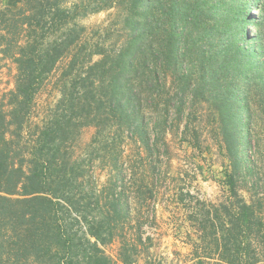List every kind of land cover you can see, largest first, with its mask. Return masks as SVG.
Here are the masks:
<instances>
[{
	"label": "trees",
	"instance_id": "1",
	"mask_svg": "<svg viewBox=\"0 0 264 264\" xmlns=\"http://www.w3.org/2000/svg\"><path fill=\"white\" fill-rule=\"evenodd\" d=\"M260 3L13 0L0 6V53L17 68L10 108L0 109V264H117L102 246L113 241L126 205L114 196L106 212H93L99 200L84 194V174L69 147L88 125L125 121L132 127V81L151 66L170 71L183 91L211 105L229 161L224 174L230 199L199 202V213L189 216L198 231L191 264H264V217L237 189L240 174L250 169L243 163L251 145L252 104L264 105ZM113 6L122 7L129 31L123 47L97 45L82 57L86 27L78 18ZM95 54L101 58L93 60ZM64 57L70 60L60 97L32 136L35 95ZM122 245L120 263L133 264Z\"/></svg>",
	"mask_w": 264,
	"mask_h": 264
},
{
	"label": "rangeland",
	"instance_id": "2",
	"mask_svg": "<svg viewBox=\"0 0 264 264\" xmlns=\"http://www.w3.org/2000/svg\"><path fill=\"white\" fill-rule=\"evenodd\" d=\"M12 2L0 0V6ZM121 8L113 6L78 18L86 27L82 39L87 50L82 57L97 45L110 51L123 47L129 31ZM250 11L259 14L254 7ZM99 58L100 54L93 55V60ZM69 60L61 59L36 93L30 135L60 97ZM16 74L13 59L0 53V109L4 111L10 108L8 93L15 87ZM134 78V125L128 127L124 121L121 126H85L69 151L84 174V194H90L92 202L99 200L92 205L94 213L106 212L114 196L126 205L122 219L115 222L113 241L102 246L106 256L121 264L119 251L126 244L133 264H191L192 240L198 231L189 216L199 213V202L220 204L231 196L224 174L229 161L220 148L217 115L207 101L194 100L190 90L183 91L181 82L162 67L151 66ZM262 108L258 101L252 104L251 145L243 163L250 169L240 174L237 189L264 217Z\"/></svg>",
	"mask_w": 264,
	"mask_h": 264
}]
</instances>
